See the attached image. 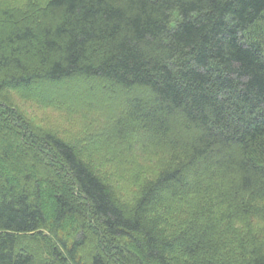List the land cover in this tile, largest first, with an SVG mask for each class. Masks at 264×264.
<instances>
[{"label": "trees", "instance_id": "16d2710c", "mask_svg": "<svg viewBox=\"0 0 264 264\" xmlns=\"http://www.w3.org/2000/svg\"><path fill=\"white\" fill-rule=\"evenodd\" d=\"M76 83L155 164L132 202L12 105ZM261 220L264 0L0 2V264H264Z\"/></svg>", "mask_w": 264, "mask_h": 264}, {"label": "rangeland", "instance_id": "374dc122", "mask_svg": "<svg viewBox=\"0 0 264 264\" xmlns=\"http://www.w3.org/2000/svg\"><path fill=\"white\" fill-rule=\"evenodd\" d=\"M12 1L17 2V0H0L8 5H12ZM23 1L18 0L20 3ZM42 88L44 94L41 93V97L46 101H37L38 99L33 98L30 100L16 93L11 94L12 105L17 113L44 131L79 145L84 151V157L98 169L101 175L109 179L117 195L126 202L134 201L138 196L142 179L156 173L155 164L149 158V160L142 158L140 151L143 150L139 151L137 146L128 151V147H131L128 139L126 143L117 141L107 143L103 141L104 138L96 139L101 133L107 134V130L111 129L116 113H111L110 122H103V119L112 110L119 109L117 106L121 98L108 95L106 87L96 86L93 87L95 90L91 91L87 90L88 87L76 83L70 87L71 89L59 95L62 98L59 101L56 97H50L51 93L46 86ZM121 158L123 163L117 165L121 163ZM130 161L133 162L135 168L139 166L140 174L138 169H135L133 174L136 176L131 175V170L129 171L127 166ZM260 222L264 223V220Z\"/></svg>", "mask_w": 264, "mask_h": 264}]
</instances>
